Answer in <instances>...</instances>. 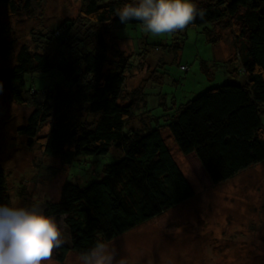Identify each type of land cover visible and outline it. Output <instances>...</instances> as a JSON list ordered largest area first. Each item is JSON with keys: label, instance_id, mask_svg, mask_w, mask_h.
Here are the masks:
<instances>
[{"label": "trees", "instance_id": "1", "mask_svg": "<svg viewBox=\"0 0 264 264\" xmlns=\"http://www.w3.org/2000/svg\"><path fill=\"white\" fill-rule=\"evenodd\" d=\"M33 1L41 3L25 0L20 6L9 0L8 8L18 14L21 8L30 9ZM135 2L84 0L93 43L87 44L81 31L74 36L59 30L60 55L32 52L24 45L13 67L0 68V92L9 90L15 101L33 107L27 125L19 129L29 145L51 122L42 143L44 153L68 165L107 155L113 148L123 152L104 165L100 178L83 186L67 180L59 200L46 202V215L65 217L71 248L80 257L97 242L106 244L195 196L166 143L165 130L181 153L196 155L214 184L264 162V0L192 1L197 15L188 26L202 27L214 44L216 27L230 28L240 41L241 67L230 71L240 72L243 80L230 79L208 88L165 115L163 126L145 129L129 126L138 102L133 96L122 103L126 69H106L107 34L126 40L119 31L131 25L145 27L140 20H119L118 10ZM67 28H73L72 23ZM38 79L44 83L38 85ZM77 106L97 118L79 117L71 111ZM7 190L0 163V204H9ZM58 251V259L64 260L69 247L63 245Z\"/></svg>", "mask_w": 264, "mask_h": 264}, {"label": "rangeland", "instance_id": "2", "mask_svg": "<svg viewBox=\"0 0 264 264\" xmlns=\"http://www.w3.org/2000/svg\"><path fill=\"white\" fill-rule=\"evenodd\" d=\"M8 1L0 0V68L13 67L24 45L32 52L40 51L52 57L60 55L59 30L74 36L81 31L87 44L93 43L83 14L84 0H39L40 4L33 1L30 9L21 8L18 14L9 10ZM14 1L20 6L25 3V0ZM192 1L200 4L206 0ZM70 23L73 28L69 29ZM216 31L215 44L208 40L202 27L195 26L157 35L141 25H131L118 32L120 37H128L126 40H116L107 34L106 69L119 66L126 69L122 103H128L133 96L138 102L130 127L163 126L165 115L173 114L180 104L230 79L243 80L240 72L230 71L241 67L240 41L230 28L216 27ZM37 83L41 85L44 81L38 79ZM136 90L140 92L137 94ZM142 92L147 94L142 96ZM32 111L33 107L15 101L9 90L0 92V163L7 175L10 206L38 205L45 211L47 200H59L65 181L86 185L101 177L104 165L123 155L121 150L113 148L104 156L81 158L74 166L47 156L42 143L51 122L41 127L31 145L27 135L19 132L27 125ZM71 111L90 121L97 118L79 106L72 107ZM262 111L264 115V107ZM164 136L192 184L195 196L106 243L109 250L115 249L116 261L123 260L124 264H264V162L214 184L195 154L184 155L166 130ZM64 218L55 217L66 241L63 245L69 251L64 260H59L56 249L47 264H82L81 257L71 248Z\"/></svg>", "mask_w": 264, "mask_h": 264}, {"label": "clouds", "instance_id": "3", "mask_svg": "<svg viewBox=\"0 0 264 264\" xmlns=\"http://www.w3.org/2000/svg\"><path fill=\"white\" fill-rule=\"evenodd\" d=\"M117 15L121 23L140 20L147 31L160 35L183 31L196 18L197 8L192 0H136ZM65 242L55 217L38 205L0 204V264H47ZM81 262L124 264L116 261L115 249L109 250L103 242L82 254Z\"/></svg>", "mask_w": 264, "mask_h": 264}, {"label": "water", "instance_id": "4", "mask_svg": "<svg viewBox=\"0 0 264 264\" xmlns=\"http://www.w3.org/2000/svg\"><path fill=\"white\" fill-rule=\"evenodd\" d=\"M75 80H77V78H75Z\"/></svg>", "mask_w": 264, "mask_h": 264}]
</instances>
